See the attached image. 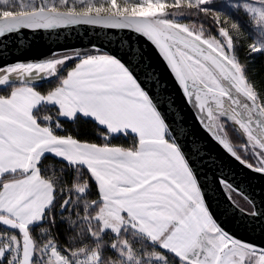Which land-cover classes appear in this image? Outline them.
Instances as JSON below:
<instances>
[{
  "label": "snow or ice",
  "instance_id": "obj_1",
  "mask_svg": "<svg viewBox=\"0 0 264 264\" xmlns=\"http://www.w3.org/2000/svg\"><path fill=\"white\" fill-rule=\"evenodd\" d=\"M76 26L101 44L6 59V36ZM154 57L264 176V0H0V264H264V190Z\"/></svg>",
  "mask_w": 264,
  "mask_h": 264
},
{
  "label": "water",
  "instance_id": "obj_2",
  "mask_svg": "<svg viewBox=\"0 0 264 264\" xmlns=\"http://www.w3.org/2000/svg\"><path fill=\"white\" fill-rule=\"evenodd\" d=\"M104 30L93 29L90 26H76L73 28H65L57 30L56 33L44 32L41 30L38 33H31L29 30H23L22 38L17 35H9L3 38L2 43L8 45L6 59L8 61H14L16 58L24 54V58L27 59H40L50 54L51 50H59L65 47L89 45L90 43L101 44V40L97 37V33H101ZM19 45V46H18ZM154 67L161 73L163 82L168 84L166 91L175 98L176 105L179 106L185 117V124L190 125L194 133L202 140L207 142L208 150L213 153L214 157H218L225 166L235 174L234 182L239 184H245L248 186V190L254 195H259L264 190V176L256 173H252L249 170L238 165L234 160L227 156L218 145L213 143L208 134L201 130L195 119L193 118L192 110L184 103L183 97L180 91L175 88L171 82V76L164 68L162 62L158 58L154 57ZM208 176H212L214 169H208L205 167L202 169ZM212 208L216 209V201L210 200ZM223 219V217H221ZM224 226L231 229L232 225L225 222ZM241 235H244L241 233ZM252 239L257 243H264L260 237L253 235Z\"/></svg>",
  "mask_w": 264,
  "mask_h": 264
},
{
  "label": "trees",
  "instance_id": "obj_3",
  "mask_svg": "<svg viewBox=\"0 0 264 264\" xmlns=\"http://www.w3.org/2000/svg\"><path fill=\"white\" fill-rule=\"evenodd\" d=\"M250 70L255 72V78L256 79L264 78V61H262L261 58H257L255 63L251 66ZM54 83H55L54 80L51 82L44 81L41 83L40 86H41V88L46 89V88L52 86V84H54ZM238 199H239V197H238ZM241 203L243 204L244 201L241 200Z\"/></svg>",
  "mask_w": 264,
  "mask_h": 264
}]
</instances>
